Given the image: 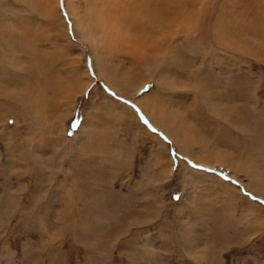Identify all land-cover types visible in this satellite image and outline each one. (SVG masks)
Returning <instances> with one entry per match:
<instances>
[{
	"label": "rangeland",
	"instance_id": "rangeland-1",
	"mask_svg": "<svg viewBox=\"0 0 264 264\" xmlns=\"http://www.w3.org/2000/svg\"><path fill=\"white\" fill-rule=\"evenodd\" d=\"M133 4L0 0V264H264V0Z\"/></svg>",
	"mask_w": 264,
	"mask_h": 264
},
{
	"label": "bare ground",
	"instance_id": "bare-ground-1",
	"mask_svg": "<svg viewBox=\"0 0 264 264\" xmlns=\"http://www.w3.org/2000/svg\"><path fill=\"white\" fill-rule=\"evenodd\" d=\"M114 1V0H113ZM119 1V0H118ZM120 1H125V0H120ZM169 1V2H168ZM170 1H172V0H142V4H133V7H134V11H136L137 13H143L144 12V10L145 11H152V8H153V11H155V12H157L158 14L156 15V16H160V17H163V18H165V19H167V16H165L164 15V11L166 10V11H169V5H170ZM148 2L152 5V8H151V6L148 4ZM176 2V1H175ZM173 7H175V5L173 6ZM170 12V11H169ZM147 14V13H146ZM169 14V13H168ZM100 16V15H99ZM131 17H133V16H131ZM103 19H104V16L102 17V18H100V23H98V24H100V26H101V24H102V21H103ZM106 20V19H105ZM109 20V21H108ZM108 20L106 21L107 23H108V26H107V30H109V31H111V29H112V27H111V23H110V19L108 18ZM130 20H132V19H130ZM99 21V20H98ZM104 24V23H103ZM103 26V25H102ZM137 24H131V28H133L134 29V31H135V29H137ZM121 28H122V25H121ZM124 28V27H123ZM102 29V28H101ZM101 29H100V31H101ZM104 29V28H103ZM102 29V30H103ZM106 31V30H105ZM104 32V31H103ZM110 34V33H109ZM114 35V34H113ZM111 36V34L109 35V37ZM116 36H118V35H116ZM108 36H106V38H107ZM111 38V37H110ZM119 36H118V38L116 37V39H114V40H110L111 42H113V41H117V39L119 40ZM145 39H144V41L143 42H146V41H148L150 38L147 36V37H144ZM113 39V38H112ZM106 40V39H105ZM121 40H123V42L125 41V43L126 44H128L127 42L129 41V39L128 40H125V39H122L121 38ZM107 42H109V40L107 39ZM118 42H114V44H115V46H116V44H117ZM114 46V47H115ZM128 46V45H127ZM146 46V45H145ZM116 49H117V47H116ZM159 83V82H158ZM6 89V88H5ZM22 95H23V93L21 92H19L17 89H15V87H13L12 89H6L5 91L3 90L2 91V96H4V97H6V98H8V99H11L12 100V102L13 103H16V101H19L20 102V98H22ZM162 106V105H161ZM145 107V106H144ZM153 107V106H152ZM162 108V107H161ZM152 109V108H151ZM159 112V111H158ZM28 118V117H27ZM16 122V121H15Z\"/></svg>",
	"mask_w": 264,
	"mask_h": 264
},
{
	"label": "snow or ice",
	"instance_id": "snow-or-ice-1",
	"mask_svg": "<svg viewBox=\"0 0 264 264\" xmlns=\"http://www.w3.org/2000/svg\"><path fill=\"white\" fill-rule=\"evenodd\" d=\"M61 2H62V0H61ZM153 131H154V129H153Z\"/></svg>",
	"mask_w": 264,
	"mask_h": 264
}]
</instances>
